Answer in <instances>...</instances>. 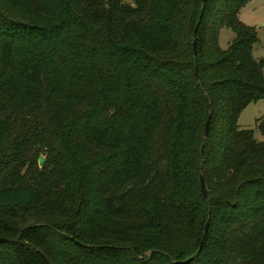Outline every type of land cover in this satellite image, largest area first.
Returning <instances> with one entry per match:
<instances>
[{
    "label": "trees",
    "instance_id": "trees-1",
    "mask_svg": "<svg viewBox=\"0 0 264 264\" xmlns=\"http://www.w3.org/2000/svg\"><path fill=\"white\" fill-rule=\"evenodd\" d=\"M248 1L0 0V264H264Z\"/></svg>",
    "mask_w": 264,
    "mask_h": 264
},
{
    "label": "rangeland",
    "instance_id": "rangeland-1",
    "mask_svg": "<svg viewBox=\"0 0 264 264\" xmlns=\"http://www.w3.org/2000/svg\"><path fill=\"white\" fill-rule=\"evenodd\" d=\"M131 3L132 0H123ZM239 20L252 27L256 32V41L252 47L254 58H264V0H250L240 12ZM234 33L226 26H223L219 33L218 45L225 49ZM264 115V99L248 103L237 117V126L240 129H252L254 137L264 141V134L257 129V119Z\"/></svg>",
    "mask_w": 264,
    "mask_h": 264
},
{
    "label": "water",
    "instance_id": "water-1",
    "mask_svg": "<svg viewBox=\"0 0 264 264\" xmlns=\"http://www.w3.org/2000/svg\"><path fill=\"white\" fill-rule=\"evenodd\" d=\"M202 1H204V0H202ZM199 17H200V15H199ZM195 29H196V25H195V27H194V31H195ZM194 46H195V44H194V42H192V47L194 48ZM196 74H197V73H196V71H195V75H196ZM208 118H209V116L207 117V119H206V121H205V125H204V131H205V134H206V132H207V127H208V126H207V124H208ZM43 162H44V157H43V155H39V157H38V166L41 167L42 164H43ZM199 181H200V190H201V194H202L203 198H205L204 184H203L202 176H200ZM206 228H207V222L205 223V227H204V230H203V235H204L205 232H206ZM5 240H6V239H4L3 237H0V241H5ZM201 242H202V239H201V241H200V244H199L198 250H199L200 247H201ZM38 253H39L40 257L43 259V261H44L46 264H49V262H48L47 258L45 257V255H44L42 252H40V251H38Z\"/></svg>",
    "mask_w": 264,
    "mask_h": 264
},
{
    "label": "crops",
    "instance_id": "crops-1",
    "mask_svg": "<svg viewBox=\"0 0 264 264\" xmlns=\"http://www.w3.org/2000/svg\"><path fill=\"white\" fill-rule=\"evenodd\" d=\"M250 2V0L247 2V3H249ZM247 3H245L244 5H243V7L247 4ZM242 7V8H243ZM242 8L239 10V12H238V15H237V17H238V19H239V17H240V12H241V10H242ZM221 30V29H220ZM219 33H220V31H219ZM219 37V36H218ZM233 38V37H232ZM219 39V38H218Z\"/></svg>",
    "mask_w": 264,
    "mask_h": 264
}]
</instances>
